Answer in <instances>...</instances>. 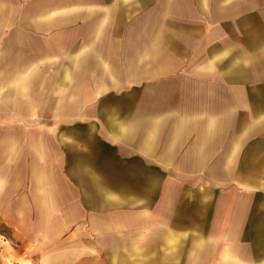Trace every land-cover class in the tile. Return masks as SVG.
<instances>
[{
	"label": "crops",
	"instance_id": "crops-1",
	"mask_svg": "<svg viewBox=\"0 0 264 264\" xmlns=\"http://www.w3.org/2000/svg\"><path fill=\"white\" fill-rule=\"evenodd\" d=\"M0 264H264V0H0Z\"/></svg>",
	"mask_w": 264,
	"mask_h": 264
}]
</instances>
